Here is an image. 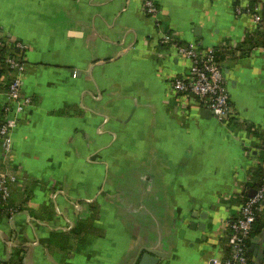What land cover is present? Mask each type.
<instances>
[{
    "label": "crops",
    "instance_id": "obj_1",
    "mask_svg": "<svg viewBox=\"0 0 264 264\" xmlns=\"http://www.w3.org/2000/svg\"><path fill=\"white\" fill-rule=\"evenodd\" d=\"M152 1L157 19L144 0H0L6 50L28 47L22 90L34 99L12 153L0 146V169L18 178L17 211L0 218V261L134 264L144 249L163 254L160 264L224 258L222 223L264 177V52L254 49L264 23L235 4L264 0ZM166 32L203 49L242 44L220 56L236 127L196 101L178 110L171 81L189 63L157 47ZM6 103L0 96V124ZM256 239L252 263L264 264Z\"/></svg>",
    "mask_w": 264,
    "mask_h": 264
},
{
    "label": "built area",
    "instance_id": "obj_2",
    "mask_svg": "<svg viewBox=\"0 0 264 264\" xmlns=\"http://www.w3.org/2000/svg\"><path fill=\"white\" fill-rule=\"evenodd\" d=\"M263 7L264 1L261 2L260 6L254 8L243 7L238 4L235 13L238 16L247 13L252 16L257 26H262L264 23V15L261 12ZM143 8L145 14L152 19H157L160 10L154 1L144 0ZM252 36L254 33L247 34L243 43L249 42ZM159 37L158 48H173L177 57L185 59L189 63V70L171 81L172 92L179 99L178 110L185 113V109L189 106L188 101H196L210 111L224 126L230 128L234 125L239 114L232 104L224 70L221 63L216 59L215 52L237 54L242 44L237 46L234 42H228L221 44L217 49H203L197 42H183L177 32L162 33ZM4 40V33L0 30V71L2 72L0 75V96L7 98L1 118L0 146L4 150L5 156H9L12 153V133L19 127L21 117L33 106L34 99L25 95L22 90V80L27 71L25 54L28 47L22 43H17L11 49L6 50ZM254 49L264 52L262 47ZM237 124H239V131L245 132V122L239 121ZM233 133L235 132L233 131ZM262 153L264 154V141ZM17 183L16 175L0 169V214L10 206L11 187ZM246 192L248 193V190ZM243 193L245 192L242 191ZM16 209L11 210L12 215L16 213ZM263 210L264 182L258 190H255L254 196L242 203L237 215L223 221L222 239L226 244L227 252L224 258L215 264H251L245 242L250 239L258 215ZM0 264L19 263L0 261Z\"/></svg>",
    "mask_w": 264,
    "mask_h": 264
},
{
    "label": "trees",
    "instance_id": "obj_3",
    "mask_svg": "<svg viewBox=\"0 0 264 264\" xmlns=\"http://www.w3.org/2000/svg\"><path fill=\"white\" fill-rule=\"evenodd\" d=\"M237 5L238 4L236 3L235 6L237 7ZM262 39H263L262 46L264 47V36H262ZM247 51H249V50L244 49V52H247ZM220 56H222V53L219 51H216L215 57L218 60V62L222 61V58ZM1 74H2V72L0 71V75ZM1 126H2V124H0V127ZM260 173H257V175H256L257 177L252 184H248V187L251 191H248V193L245 192L244 195L239 196V200H238L239 202L243 203L245 201H248L251 198V196H250L251 192L258 190L263 185L264 177H262V175ZM12 209H13L12 206H9L4 212H2L0 214V218L3 216H9L10 217L12 215L11 214ZM259 237L260 238L264 237V220H263V215H261V214L258 215V218L254 224L250 239L245 242V248L247 249L248 256L251 260V264H253L252 263V260H253L252 257L253 256H252V252L250 251V249L252 248L254 240L256 238H259Z\"/></svg>",
    "mask_w": 264,
    "mask_h": 264
},
{
    "label": "water",
    "instance_id": "obj_4",
    "mask_svg": "<svg viewBox=\"0 0 264 264\" xmlns=\"http://www.w3.org/2000/svg\"><path fill=\"white\" fill-rule=\"evenodd\" d=\"M254 194H255V191L251 192L250 196L252 197L254 196ZM203 216L205 218L207 217L206 215H203ZM207 220H208V217H207ZM191 227L194 228V224ZM207 227H208L207 224H202L200 226V229L206 230ZM256 240L259 241V239H256ZM250 251L256 253V250L254 249V247H252ZM162 258H163V254L154 252L152 250L144 249L143 251L140 252L134 264H160Z\"/></svg>",
    "mask_w": 264,
    "mask_h": 264
}]
</instances>
